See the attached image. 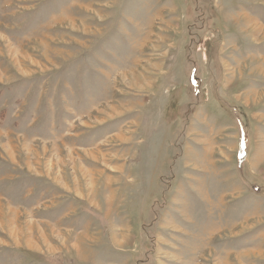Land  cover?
Segmentation results:
<instances>
[{
	"label": "rangeland",
	"instance_id": "1",
	"mask_svg": "<svg viewBox=\"0 0 264 264\" xmlns=\"http://www.w3.org/2000/svg\"><path fill=\"white\" fill-rule=\"evenodd\" d=\"M0 264H264V0H0Z\"/></svg>",
	"mask_w": 264,
	"mask_h": 264
}]
</instances>
